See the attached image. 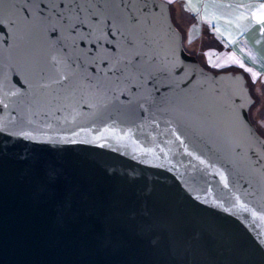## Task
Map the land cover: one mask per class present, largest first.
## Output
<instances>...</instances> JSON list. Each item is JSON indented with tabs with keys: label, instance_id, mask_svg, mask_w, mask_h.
Wrapping results in <instances>:
<instances>
[{
	"label": "water",
	"instance_id": "obj_1",
	"mask_svg": "<svg viewBox=\"0 0 264 264\" xmlns=\"http://www.w3.org/2000/svg\"><path fill=\"white\" fill-rule=\"evenodd\" d=\"M0 22V264H264L244 69L190 52L168 0H0Z\"/></svg>",
	"mask_w": 264,
	"mask_h": 264
},
{
	"label": "crops",
	"instance_id": "obj_2",
	"mask_svg": "<svg viewBox=\"0 0 264 264\" xmlns=\"http://www.w3.org/2000/svg\"><path fill=\"white\" fill-rule=\"evenodd\" d=\"M225 46L239 67L264 83V0H173ZM194 15V16H193Z\"/></svg>",
	"mask_w": 264,
	"mask_h": 264
},
{
	"label": "rangeland",
	"instance_id": "obj_3",
	"mask_svg": "<svg viewBox=\"0 0 264 264\" xmlns=\"http://www.w3.org/2000/svg\"><path fill=\"white\" fill-rule=\"evenodd\" d=\"M174 20L184 32V42L190 52H196L204 63L215 69L239 68L233 62L230 51L222 45L209 31L208 27L201 24L188 12L179 10L171 4ZM248 78L256 99L251 110L252 120L258 118L261 110H264V83L259 76L248 72ZM260 132H264L261 130Z\"/></svg>",
	"mask_w": 264,
	"mask_h": 264
},
{
	"label": "snow or ice",
	"instance_id": "obj_4",
	"mask_svg": "<svg viewBox=\"0 0 264 264\" xmlns=\"http://www.w3.org/2000/svg\"><path fill=\"white\" fill-rule=\"evenodd\" d=\"M172 2H173V0H168L169 4H171ZM188 4H189V7H191V0H188ZM261 7L264 8V5H262ZM0 29H2V22H0ZM57 82H59V81H57ZM42 86L46 87L47 85H42ZM246 123L249 125L254 124L256 131L264 130V110H261V112L258 114V118L255 121L246 120ZM249 131H250V134H252V135L255 134L252 132L251 128L249 129ZM261 134L264 135V132H261ZM177 139H179V137H177ZM189 155H191V153H189ZM201 163H203V161H201ZM221 179L222 180L224 179L222 174H221Z\"/></svg>",
	"mask_w": 264,
	"mask_h": 264
},
{
	"label": "trees",
	"instance_id": "obj_5",
	"mask_svg": "<svg viewBox=\"0 0 264 264\" xmlns=\"http://www.w3.org/2000/svg\"><path fill=\"white\" fill-rule=\"evenodd\" d=\"M194 16V15H193ZM196 18V17H195ZM198 21V20H197ZM178 27H180V26H178ZM184 33V32H183ZM187 47V46H186ZM193 53H195V54H197L198 56H199V54L198 53H196V52H193ZM199 58H200V56H199ZM200 60L203 62V60L200 58ZM204 63V62H203ZM204 64H206V63H204ZM207 65V64H206ZM209 66V65H208ZM240 69H243L242 67H239ZM245 70V69H244ZM246 71V70H245ZM246 73H247V75H248V72L246 71Z\"/></svg>",
	"mask_w": 264,
	"mask_h": 264
}]
</instances>
